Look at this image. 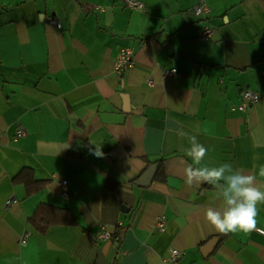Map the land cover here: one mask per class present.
Here are the masks:
<instances>
[{
    "label": "crops",
    "instance_id": "0c3cea01",
    "mask_svg": "<svg viewBox=\"0 0 264 264\" xmlns=\"http://www.w3.org/2000/svg\"><path fill=\"white\" fill-rule=\"evenodd\" d=\"M137 1L0 0V264H163L170 249L183 252L175 264H264V204L257 230L218 233L204 214L220 206L217 189L186 183L182 134L207 148L202 166L230 162L264 183V0ZM198 3L205 17L189 13ZM123 47L133 64L117 74ZM245 90L261 98L241 112ZM30 170L45 184L29 195L15 179ZM41 204L77 226L38 234L29 219ZM105 230L119 236L98 241Z\"/></svg>",
    "mask_w": 264,
    "mask_h": 264
},
{
    "label": "clouds",
    "instance_id": "9594fccd",
    "mask_svg": "<svg viewBox=\"0 0 264 264\" xmlns=\"http://www.w3.org/2000/svg\"><path fill=\"white\" fill-rule=\"evenodd\" d=\"M182 134L189 140L186 155L192 161L186 163V183L189 186L202 183L214 186L217 189L215 199L221 201L219 207L205 210L208 224L224 235L257 230L258 205L264 204V183H259L255 174H245L243 169L234 168L230 162L202 166L207 148L198 141L197 135ZM94 154L97 157L103 155L98 148ZM259 176L264 177V165L259 166Z\"/></svg>",
    "mask_w": 264,
    "mask_h": 264
},
{
    "label": "built area",
    "instance_id": "2783aa9c",
    "mask_svg": "<svg viewBox=\"0 0 264 264\" xmlns=\"http://www.w3.org/2000/svg\"><path fill=\"white\" fill-rule=\"evenodd\" d=\"M124 5L126 8L130 10H140L142 8V4L137 0H123ZM208 7L204 3H198L194 6H192L189 9V13L192 16L195 17H205L209 13ZM47 23L50 25L55 26L57 29H59V24L52 18L47 17L46 18ZM214 29L210 25L204 26L198 33V37L202 41L210 40L212 37ZM133 64V51L128 47H123L119 50L118 55L116 59L113 62V70L117 74H122L126 70L132 67ZM166 77H172L174 79L177 78V73L175 69H163L162 71V78ZM152 81H149L151 84ZM261 98L260 94L255 91L251 90H245L241 94V100L240 103L235 107L238 111L246 112L249 108H251L254 104H256L259 99ZM25 136V131L22 128H18L14 133V139L18 140ZM66 184L67 181L65 179H62L59 181V185L61 188V196L64 199H68L69 194L66 191ZM14 201L12 199H9L5 202L4 208H8ZM160 228L163 227V222L161 221L159 223ZM260 234L264 235V231L257 230ZM29 235V232L25 231L24 234L21 237V243H25L27 237ZM118 237L119 233H109L108 231H103L98 236V241H105L110 239L111 237ZM183 255V252L177 250V249H170L168 252V255L163 259V264H175L178 259Z\"/></svg>",
    "mask_w": 264,
    "mask_h": 264
},
{
    "label": "trees",
    "instance_id": "16d2710c",
    "mask_svg": "<svg viewBox=\"0 0 264 264\" xmlns=\"http://www.w3.org/2000/svg\"><path fill=\"white\" fill-rule=\"evenodd\" d=\"M155 179L165 181L166 172L163 160H159L154 163ZM22 183L26 189L27 194H32L41 188L45 182L36 179L33 173L30 171H23L15 179ZM30 225L40 235L45 232L51 226H77L76 219L73 215L65 209L54 208L52 206L41 204L39 205L34 214L29 219Z\"/></svg>",
    "mask_w": 264,
    "mask_h": 264
},
{
    "label": "water",
    "instance_id": "95a60500",
    "mask_svg": "<svg viewBox=\"0 0 264 264\" xmlns=\"http://www.w3.org/2000/svg\"><path fill=\"white\" fill-rule=\"evenodd\" d=\"M125 101L127 102V97H126V95H125ZM149 176H150V174L147 175V178H146L147 180H148V179H151ZM145 182H146V181H145ZM215 244H216V239H213V240L209 241V242L203 247L202 252H203L205 255L208 254V253L211 252V250L214 248ZM97 264H106L105 261L103 260V258H102L100 255H98V257H97Z\"/></svg>",
    "mask_w": 264,
    "mask_h": 264
},
{
    "label": "bare ground",
    "instance_id": "6f19581e",
    "mask_svg": "<svg viewBox=\"0 0 264 264\" xmlns=\"http://www.w3.org/2000/svg\"><path fill=\"white\" fill-rule=\"evenodd\" d=\"M8 200H9V199H8ZM12 200H13V199H12ZM13 201H14V200H13ZM5 202H6V201H5ZM13 203H14V202H13ZM13 203H12V204H13ZM12 204H11V205H12ZM4 205H5V203H4ZM11 205H10V206H11ZM10 206H9V207H10ZM9 207H8V208H9ZM3 208H4V206H3ZM4 209H5V208H4ZM6 209H7V208H6ZM6 209H5V210H6ZM22 244H24V243H22Z\"/></svg>",
    "mask_w": 264,
    "mask_h": 264
}]
</instances>
